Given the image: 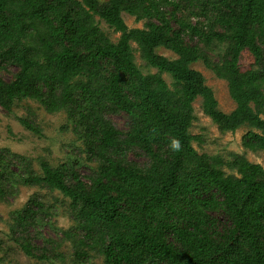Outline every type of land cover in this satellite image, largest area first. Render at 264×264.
I'll return each instance as SVG.
<instances>
[{"label":"trees","instance_id":"1","mask_svg":"<svg viewBox=\"0 0 264 264\" xmlns=\"http://www.w3.org/2000/svg\"><path fill=\"white\" fill-rule=\"evenodd\" d=\"M125 13L144 27L129 28ZM100 20L120 33L116 42ZM244 51L254 58L247 70ZM197 62L227 82L232 112L219 108ZM10 67L17 72L5 80ZM199 97L221 132L247 127L244 148L264 153V0H0V106L33 100L66 113L96 163L87 177L79 162L43 161L38 173L0 149V201L20 187L60 192L73 220L63 234L81 263L96 254L105 264H264V167L197 151ZM120 114L125 130L109 118ZM51 209L34 195L9 225V238L40 261L63 260L56 242L38 245L32 234Z\"/></svg>","mask_w":264,"mask_h":264},{"label":"rangeland","instance_id":"2","mask_svg":"<svg viewBox=\"0 0 264 264\" xmlns=\"http://www.w3.org/2000/svg\"><path fill=\"white\" fill-rule=\"evenodd\" d=\"M100 1L106 2L107 0ZM123 18L129 28L144 27L145 21L137 22L135 17L126 13L123 14ZM100 27L112 41L116 42L119 39L120 33L115 32L103 20H100ZM133 47L136 49L137 63L144 66L145 63L140 57L136 44H133ZM158 52L166 57L176 58L171 51L164 48H160ZM240 63L243 70L252 66L254 58L249 51L242 53ZM192 67L203 74L206 84L213 89L219 108L225 113L232 112L236 108V104L230 97L227 82L217 78L203 62H197ZM151 71L156 72L155 69H151ZM16 72V67H10L2 73V76L5 80H11ZM164 78L169 83L172 82L169 75H164ZM194 108L196 118L191 133L198 138L194 142V147L199 153L220 156L224 160L230 159L232 153H237L245 155L249 161L264 167V153L249 151L243 146V136L249 130L247 127L240 128L234 133H223L203 112L201 97L194 102ZM19 118H27L33 122L41 133L36 134L26 129L20 123ZM109 118L119 130L126 129L127 117L124 114L111 115ZM0 149H8L15 154L27 157L32 161L34 169L38 173H41L40 163L43 161L52 166L79 162L81 163L79 171L84 177L90 175L96 166L95 162L89 161L82 141L78 140L72 132L67 114L64 112L51 114L33 100L18 102L11 112L0 106ZM130 158L135 159L133 155H130ZM225 171L231 172L227 168ZM34 195H39L52 206V209L51 215L45 218L39 226V230L35 232L32 230V234L38 235L35 240L38 245H41L45 240L56 242L57 249H60L62 253L63 260L61 261L58 258H52V261H40L29 257L16 241L9 238V225L12 223V217L17 211L24 209L29 199ZM68 204V199L60 192L39 187H20L17 195L11 197L8 202L0 201V257L2 264H105L104 258L96 254H93L84 263L75 259L72 244L65 239L63 234L73 226V220L68 212ZM56 243L53 247L56 246Z\"/></svg>","mask_w":264,"mask_h":264}]
</instances>
